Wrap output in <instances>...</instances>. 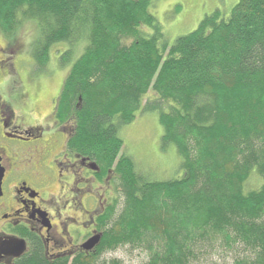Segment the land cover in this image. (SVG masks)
Returning <instances> with one entry per match:
<instances>
[{
  "label": "trees",
  "instance_id": "16d2710c",
  "mask_svg": "<svg viewBox=\"0 0 264 264\" xmlns=\"http://www.w3.org/2000/svg\"><path fill=\"white\" fill-rule=\"evenodd\" d=\"M30 18L41 29L35 62L47 68L59 42L64 61L75 57L58 120L72 121L73 145L116 175L97 254L54 264H95L127 244L146 248L148 264H202L219 238L246 249L234 264H264V0L217 9L172 42L147 0H0L6 35ZM19 48L8 47L7 66L17 69ZM145 112L157 116L162 147L175 146L180 177L138 175L121 129ZM19 264L52 263L37 248Z\"/></svg>",
  "mask_w": 264,
  "mask_h": 264
},
{
  "label": "flooded vegetation",
  "instance_id": "af4514ba",
  "mask_svg": "<svg viewBox=\"0 0 264 264\" xmlns=\"http://www.w3.org/2000/svg\"><path fill=\"white\" fill-rule=\"evenodd\" d=\"M5 61L7 56L0 60L1 71ZM5 68L11 78L0 82V264H19L37 248L52 264L96 255L99 243L91 249L83 245L97 235L101 241L112 223L116 175L76 148L73 122L57 118L71 65L44 113L33 105L34 92L27 95L16 68Z\"/></svg>",
  "mask_w": 264,
  "mask_h": 264
},
{
  "label": "rangeland",
  "instance_id": "374dc122",
  "mask_svg": "<svg viewBox=\"0 0 264 264\" xmlns=\"http://www.w3.org/2000/svg\"><path fill=\"white\" fill-rule=\"evenodd\" d=\"M236 2L237 0H157L152 5V15L159 23L160 34L166 41L172 42L176 37L195 29L207 14L217 9L221 13H227ZM143 29L146 33L152 31L153 34L156 33L154 27L147 28L144 26ZM40 30L39 22L34 18L23 20L11 35H6L8 33H4L0 29V60L6 56V50L4 49L15 41L20 44L19 59L15 61L17 75L23 80L26 89L29 90L27 95L32 96L34 92V98L36 99H33V105L37 108V111L44 113L59 87V81L64 75L66 67H70L71 61L75 57L72 56L70 62L61 60L60 53L68 48V44L59 42L51 50V59L47 63V68L35 62L32 51L41 35ZM128 39L133 40L135 36ZM75 49V54L77 56L81 55L82 46H77ZM2 64L0 82L4 81L5 83L11 77L6 76L7 73L3 72L7 65L5 62ZM62 69L64 72L60 74ZM7 85L12 93V89L16 87L13 79ZM35 92H39L40 95H36ZM121 132L125 139L127 153L135 161L138 175L153 180L178 178L182 175L183 171L179 168L181 159L175 146L169 145L163 148L161 145L162 133L155 114L149 112L140 114L136 121L132 122L127 128L124 126ZM219 239L223 241H211V244H207L203 254L198 255L201 257L202 264H234L235 259L245 255L246 249L243 246L225 245V240L223 238ZM149 258L150 252L146 248L127 244L119 246L115 250L104 252L95 264H113L114 261H117L118 264H148Z\"/></svg>",
  "mask_w": 264,
  "mask_h": 264
},
{
  "label": "water",
  "instance_id": "95a60500",
  "mask_svg": "<svg viewBox=\"0 0 264 264\" xmlns=\"http://www.w3.org/2000/svg\"><path fill=\"white\" fill-rule=\"evenodd\" d=\"M99 241H100V235H97V236H93V237H91L88 241H86L85 243H84V247L86 248V249H91V248H93L95 245H97L98 243H99ZM19 252H23V250L25 249L24 248V245L20 242L19 243ZM17 255H19V254H17Z\"/></svg>",
  "mask_w": 264,
  "mask_h": 264
}]
</instances>
